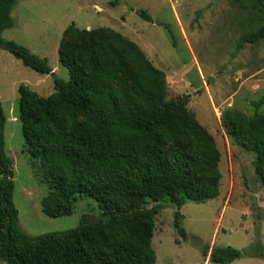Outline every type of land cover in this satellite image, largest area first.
I'll return each mask as SVG.
<instances>
[{
  "label": "trees",
  "instance_id": "obj_1",
  "mask_svg": "<svg viewBox=\"0 0 264 264\" xmlns=\"http://www.w3.org/2000/svg\"><path fill=\"white\" fill-rule=\"evenodd\" d=\"M16 1L0 0V49L40 75H53L45 59L1 38L13 26ZM136 14L152 22L147 12ZM263 38L264 27L244 35L240 44ZM58 60L68 70L69 80L54 78L51 95L43 98L18 88L22 136L49 189L41 200V212L50 218L70 216L76 197H87L101 214L98 219L84 216L75 229L37 238L20 230L0 105V260L5 264H154L151 240L158 210L144 205L148 200H169L177 208L174 227L185 239L180 208L219 196L220 152L215 140L184 101L168 100L164 72L120 33L71 24L63 32ZM220 123L237 145L256 154L255 175L264 188V115L249 118L227 108ZM202 254L210 264H230L241 257L230 246L206 245Z\"/></svg>",
  "mask_w": 264,
  "mask_h": 264
},
{
  "label": "rangeland",
  "instance_id": "obj_2",
  "mask_svg": "<svg viewBox=\"0 0 264 264\" xmlns=\"http://www.w3.org/2000/svg\"><path fill=\"white\" fill-rule=\"evenodd\" d=\"M136 11L147 12L152 22ZM11 18L13 26L1 38L45 59L53 73L40 75L0 49L4 150L11 161L12 201L21 231L37 238L75 229L84 216L100 217L87 197H76L70 216L50 218L41 212L49 189L22 136L18 88L46 98L54 92V78L69 80L58 48L71 24L86 30L110 28L137 44L164 72L168 100L184 101L220 152L219 196L180 208L185 239L174 227L177 208L169 200L144 205L158 210L151 240L154 264H210L202 254L206 245L241 252L230 264H264V188L255 175L256 154L237 145L220 123L227 108L249 118L264 115V38L240 44L244 35L264 27V0H17Z\"/></svg>",
  "mask_w": 264,
  "mask_h": 264
}]
</instances>
